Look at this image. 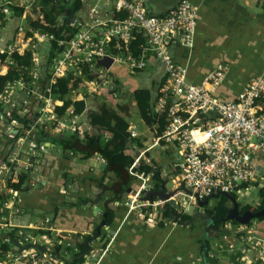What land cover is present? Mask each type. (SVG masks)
Returning a JSON list of instances; mask_svg holds the SVG:
<instances>
[{
	"label": "built area",
	"instance_id": "1",
	"mask_svg": "<svg viewBox=\"0 0 264 264\" xmlns=\"http://www.w3.org/2000/svg\"><path fill=\"white\" fill-rule=\"evenodd\" d=\"M25 2L0 0V9L10 15L13 4L27 8ZM144 2L119 0L120 10L126 13L122 19L96 20L89 26L71 23L76 27V33L67 39H56L39 30L26 36L22 25L16 27L10 39H4L0 33V52L7 55L0 66V74L11 68L19 73L13 80L0 85V120L4 121V132L10 137L8 150L0 162V264H66L61 254V240L67 238L64 231L55 229L49 217L43 222L24 224L21 221L24 191L15 188L14 184L18 183L22 171L30 176L28 187L42 179L40 163L48 146L45 141L36 139L38 131L48 134L68 132L85 138L82 128L86 109L77 112L70 105L62 113L57 111L63 101L54 96L52 87L68 72L73 75V82L76 77H82L83 68L88 67L93 76L82 78V90L93 95L100 93L101 88L111 87L108 77L115 65H123L134 72L145 69L152 56L163 67V79L157 88L152 110L166 120L157 141L172 144L178 152L172 166L179 187H175L173 195L166 200L144 199V192L154 189L153 184L148 183L153 174L144 176L135 170L142 159L150 162L144 157L145 149H139L138 156H134L129 166V173L141 185L131 189L122 201L128 211L156 208L176 195L188 196V201L198 207L197 200L223 193L236 195L256 180L258 171L253 156L264 151V76L251 78L232 100H220L215 96L226 74L227 68L223 64L215 65L200 83L189 82L187 66L173 61L170 50L177 45L193 47L197 6L184 0L170 8L166 15L155 16L147 13ZM135 33H141L146 40L138 55L128 49ZM111 39L123 41L126 50L117 45V51H110ZM52 40H55L54 55L47 64ZM26 52L29 53L28 65L17 64L11 58L13 53L24 56ZM105 57L112 59L110 66H97V61ZM47 65L49 77L45 79ZM79 90L71 92L77 94ZM112 93L115 94L114 90ZM11 112L20 117L27 115L32 120L24 125L16 116L8 118ZM127 131L130 137L137 136L131 127ZM94 156L100 163H105L103 156ZM176 202L174 199L175 205ZM238 225L243 226L241 231L233 230L230 221L226 223L217 247L225 253H240L241 264H249V256L258 261L264 254V240L251 236L248 228ZM227 232L232 237H226ZM64 243L65 248H69L70 243ZM26 244L35 246L24 248ZM56 246H59V254L55 252ZM104 254L105 250L95 253L97 263ZM207 255L215 264H226L214 252L208 251Z\"/></svg>",
	"mask_w": 264,
	"mask_h": 264
},
{
	"label": "crops",
	"instance_id": "2",
	"mask_svg": "<svg viewBox=\"0 0 264 264\" xmlns=\"http://www.w3.org/2000/svg\"><path fill=\"white\" fill-rule=\"evenodd\" d=\"M181 1L184 0H145L144 6L147 13L164 16L170 8ZM186 1L195 4L198 8L194 44L191 49L177 45L170 50V56L176 63L187 66L186 79L195 84L200 83L215 65H225L226 74L222 84L215 91V96L220 100H232L251 78L257 75L264 76V0ZM24 10L22 15L13 13V17L5 24L2 32L3 38L11 37L13 30L18 25H22V21L26 16H29L27 8ZM119 12H123L119 8V0H82L81 8L68 24L94 25L96 20L104 21L116 18ZM12 24H14L13 27H11ZM114 68L121 73L129 72V69L123 65H116ZM145 70L144 79L137 81L126 74L133 82V85L129 86L130 92H132L133 86L150 88L153 93L157 90L163 79L161 63L149 56V63ZM135 72H141V70ZM79 89L81 90L77 94L86 103L85 113L97 110L90 105L89 100L87 101V96H84L86 93L82 88ZM134 107L137 108L135 101ZM119 108L121 111L118 113L128 121V127L137 133L136 137H131L133 142H129L131 143L129 148L133 150V155L135 156V153L142 148L145 149L144 157L149 151L153 152L154 148L156 151L162 149L170 168L165 170L160 167V177L162 178L160 183L164 184L166 191L174 190V187H167L169 181L179 187L176 170L172 172V162L178 158L176 148L162 140L157 141V134L153 142L146 143L143 141L141 139L142 134L147 135L150 133V127L156 125H144L142 132L137 124L130 122L126 116L125 106L119 105ZM140 123L144 124L142 121ZM83 128L88 134L99 135L104 140L109 138V132L91 126L88 118L84 121ZM151 132L156 133V128ZM4 134L5 136L1 138L0 142V162L10 143V137L5 132ZM137 142H140V145ZM45 143L48 148L40 163L42 179L34 186L24 190V214L21 221L24 224L36 221L43 222L45 217H49L50 224L55 229L63 230V235L67 237L66 240H61V254L65 263L69 259H74V255L78 252L76 243L87 235L90 237L86 244L91 247V252L87 249L82 255L83 260L77 264H96L97 256L95 253L100 254L104 250L105 254L97 264H215L214 260L208 258V251L219 255L226 264H241L239 260L242 255L240 253H225L217 247V241H221L222 238L221 232L212 230L211 232H214V236L217 237L213 245L210 246L209 244L206 252L204 246L202 250L199 249L198 239L201 233L193 231L194 220L186 225L179 221L181 217L178 215H191L196 210L193 203L188 201V196L183 195H176L156 208L151 207L141 211L140 209L128 211L122 201L110 203V207L115 209L113 221L109 225H102L100 233L96 237V227L104 220V202L101 197L96 196L98 188L95 187V180L92 182L89 178L102 176V172L97 169L101 163L95 159V156L85 160L78 153L65 152L54 143L48 141ZM156 147L159 148L156 149ZM145 158L149 159L148 157ZM253 161L258 171L257 178L251 185L239 192L255 191L259 201L256 203L255 208H257L261 202L259 189L264 187V151L256 153L253 156ZM65 174H67L66 179H63ZM84 176L86 179L83 181ZM148 183L154 185V179L151 177ZM140 185V181L135 179L131 189ZM61 195L65 196L61 200L62 202L59 200ZM80 197H88L89 200L79 201L76 205H71V203L77 202ZM65 199L68 202L63 203ZM174 199L177 201V205L174 204ZM152 200L156 199L153 198ZM216 201L217 199L211 206ZM55 208L58 209L56 212L53 211ZM207 208H204L203 212H207ZM167 209H169L170 216L165 217L163 210ZM173 210L178 215L172 213ZM174 215L177 217L176 221L172 218ZM25 218L27 220H24ZM201 225L203 228L204 222ZM233 225V230L241 231L240 229L243 228L238 224ZM190 226H192L191 229ZM244 227L249 229L251 236L255 235L264 240V217L262 219L256 217ZM191 230L199 236L197 238L191 237ZM227 233L226 237H232L230 232ZM93 241H97V247L91 244ZM64 242L70 243L69 248H65ZM236 242L239 245L240 237L237 238ZM249 264H264V254L258 261L249 256Z\"/></svg>",
	"mask_w": 264,
	"mask_h": 264
},
{
	"label": "trees",
	"instance_id": "3",
	"mask_svg": "<svg viewBox=\"0 0 264 264\" xmlns=\"http://www.w3.org/2000/svg\"><path fill=\"white\" fill-rule=\"evenodd\" d=\"M40 5V13L41 17H37L34 20H30L28 24V28L26 30V36H31L32 31L39 30L45 32L47 34H52L56 39H67L76 33V27L67 23V18L73 19L75 13L81 8L82 0H38ZM12 11L14 13L21 14L23 11V7L17 6L13 4L11 6ZM123 11V10H122ZM66 13V18L63 19V14ZM126 17V13L119 12V15L116 18H124ZM9 21V18L1 11L0 9V33L2 36L3 29L5 24ZM16 29V28H15ZM13 30V33L15 31ZM11 38V37H6ZM4 38V39H6ZM146 40L145 37L142 36L141 33H135L134 38L128 46V49L134 55H138L142 51L143 45H145ZM119 46L124 51L126 50L125 43L123 41H117L111 39L109 42V50L114 52L117 51ZM46 46V45H44ZM54 46L55 40H52L50 43V49L47 56V64L50 63L52 56L54 55ZM44 48V47H43ZM28 56L29 53L26 52L24 56H19L17 53H13L11 58L16 61L17 64H25L28 65ZM7 58L6 53L0 52V66L4 64L5 59ZM115 69V68H113ZM82 77H76L73 82L71 79L73 75L68 72L63 77H60L56 83L53 85V94L56 98H59L63 101L62 106L57 107L58 113H62L64 109L70 105L74 106L77 112H83L86 103L83 98L81 99H72L68 97L73 89L83 88L84 82L82 78L90 79L93 75L88 71V67L83 68ZM45 79L49 77V67L45 69ZM19 73L15 68L7 69L4 73L0 74V85H2L7 80H13L17 77ZM112 85L111 87L101 88V94H105L106 98L110 97L113 99L112 93ZM157 90L153 93L150 88L146 87H132V97L135 101L136 107L140 114L141 120L148 126L156 125V134L159 136L166 123L165 117L163 115H159L153 112V101L156 95ZM113 94V93H112ZM115 102V101H113ZM12 116H16L20 119V122L24 125H27L28 122H31L30 119L27 118L26 115L20 117L13 112L7 115L8 118ZM87 118L89 124L93 127H99L107 132H109V138L104 140L99 135H86V138L81 139L76 135H60L59 133L54 134L52 136L47 135L44 131H38L36 133V139L38 141H48L50 143H54L58 145L63 151H70L73 153H78L81 155L82 159L88 160L90 157H93L95 154H99L104 157L105 164L101 167L102 163L97 166L102 172L101 177H90L89 180L94 182L95 187L98 188L96 196L101 197L103 200V212H104V224L109 225L113 221L114 211L115 209L110 207V203H118L119 201H123L125 196L123 193L126 191L128 187H132L133 182L135 181V177L129 173V166L134 160L133 150L127 147L129 142H133L131 139L128 128V121L122 116L118 111L112 107H109L105 103L99 106L97 110H91L87 113ZM4 121L0 120V142L1 138L5 136L4 134ZM140 145V142H137ZM45 157V156H44ZM44 159V158H43ZM153 162V161H152ZM139 174L146 176L147 174H153L152 179H154L153 187L155 189L159 188V183L162 180L160 177V167L155 166L151 162H146L145 159L140 161V164L135 168ZM67 174L64 175L63 179H66ZM30 176L27 172H21L18 175V183L14 184L15 188L19 190H26L28 187V181ZM86 179L84 176L83 181ZM259 196L261 198L260 205L255 208L249 204H245L240 206V213L245 210L256 211L259 208L264 206V187L259 189ZM88 197L78 198L77 202L71 203V205H76L79 201H87ZM228 203L229 200L220 195L217 198L216 203L207 208V212L212 215L214 222L216 223L218 219L221 217H225L228 211ZM58 210V209H57ZM56 208L53 210L57 211ZM172 213L178 215V213L173 210ZM163 215L165 217L170 216L169 209L163 210ZM184 221L190 218V215L183 214L178 215ZM258 219V218H257ZM262 219V217H259ZM233 224H237L235 220H231ZM220 223L219 226L222 227L225 223ZM224 227V226H223ZM192 228V226H191ZM201 229V228H200ZM95 232V230H93ZM13 236V233H10ZM194 235V234H193ZM197 238L199 235H194ZM90 236H84L81 241L76 243V247L78 252L74 255V259L69 261L67 260V264H77L83 260L82 255L87 251L88 246L86 241ZM199 241V249L202 250L204 243H206L205 252L209 247L208 237L200 236ZM6 249L7 246H4ZM59 246H56L55 252L59 254ZM81 255V256H80ZM80 256L79 258H77Z\"/></svg>",
	"mask_w": 264,
	"mask_h": 264
},
{
	"label": "rangeland",
	"instance_id": "4",
	"mask_svg": "<svg viewBox=\"0 0 264 264\" xmlns=\"http://www.w3.org/2000/svg\"><path fill=\"white\" fill-rule=\"evenodd\" d=\"M22 1H24V0H22ZM25 5H27V10L29 11V13H28L29 16H26V18L22 21V26L24 28H27L30 20L36 19L38 16L41 17L42 15L40 13V5H39L38 0H26ZM13 26H14V24L11 25V27H13ZM45 48H46V46H44V49ZM119 74H121V75L119 76ZM126 74L129 77H132V79H135L137 81L138 79H144V77L146 75V70L145 69L141 70V72H132V71L127 72L126 71L125 73H121L118 70L112 69L108 79H109L111 85L114 88L115 94H112L110 92V94L113 95L112 96L113 99H110V97L106 98L107 96L105 94H100V93H95L93 95L85 94L84 96H87L86 97L87 101L89 100L88 102L95 109H98V107L100 105H102L103 103H105L109 107H112V108L116 109L117 111H121V109L119 108V105L125 106L126 116L129 118L130 122H132L134 124H137L139 129L143 132V129L145 127L144 125H146V124L141 120V117H140V114L138 112V109L134 107V99H133L132 94H131L130 89H129V86L133 85V82L127 77ZM79 91H77V92H79ZM79 96H80L79 94H74V93L71 92L68 97H71V98L74 99L75 97H79ZM113 101H115V102H113ZM81 119H83V116H81ZM140 121H142L144 124L142 125L140 123ZM146 126H148V125H146ZM150 128H151L150 129V133H147V135L145 133H143L142 134L143 136H141V139L143 141H145L146 143L147 142H150V143L153 142L154 138L156 136L155 132L154 133L151 132V131H153V129L156 128V126H153V127H150ZM82 130H83L84 135H87V131L84 128H82ZM65 134L69 135L68 132H66ZM158 148L159 147H156V149H158ZM153 150H154L153 152L149 151V153L145 154V157L149 158L148 161L153 163L155 166L161 167V169L169 170L170 164L167 163L166 157H165V153L162 151V149H158L159 151L158 150L156 151L155 148H154ZM172 170H171L172 172H175L174 168ZM30 175L32 176V174H30ZM167 187H171V188L174 187L175 188L176 185L173 184L171 181H169ZM241 194H243V195H241ZM235 196L237 198L238 203L241 206H242V204L246 203V204H251V206L253 205V207H256L257 206L256 203L259 202L258 198L256 196V192L252 191V190H250V192L248 190L246 193H240V192L236 193ZM64 197L65 196H63V195H61L59 197L60 202H62L61 200L64 199ZM214 201H215V199L210 198L209 199V206L212 203H214ZM64 202H68V200L65 199L63 201V203ZM199 209L202 210V211L204 210V209H201L199 207H196L195 211H197ZM24 220H27V219L25 218ZM203 222H204V220H202L199 217H196L194 219V222H193L194 224L192 225L193 226V231L196 232V233H198V232L201 233L202 236H205V237L207 236L209 244H210V246H212L213 242L216 240L217 237L214 236V232L210 233L209 235H207L205 233V230H204L205 222H204L203 228H201V226H202L201 224ZM189 228L191 229V226ZM224 228H225V226H224ZM192 232H190L191 237H194V235H196V234L193 232L194 233V235H193ZM221 240H222V238H221ZM91 244L93 246H96V247L98 246L97 241H93V242H91Z\"/></svg>",
	"mask_w": 264,
	"mask_h": 264
},
{
	"label": "water",
	"instance_id": "5",
	"mask_svg": "<svg viewBox=\"0 0 264 264\" xmlns=\"http://www.w3.org/2000/svg\"><path fill=\"white\" fill-rule=\"evenodd\" d=\"M66 18V13L63 14V19ZM71 22V18H67V23ZM112 59L109 57H105L103 59H99L97 61V66L102 64L104 65L106 68H108L111 64ZM131 143L127 144V147H130ZM138 152L135 153V156H138ZM105 163H102V166ZM131 191V187H128L126 189V191L123 193V196H126L127 193H129ZM172 191H166L164 188V184L160 183L159 185V189H149L147 191L144 192V199L150 200L152 198L155 199H159V200H166L167 198H169L172 195ZM220 195L216 194L214 196L211 197H206L204 200H197L198 203V207H200L201 209H204L206 206L209 205V199L210 198H218ZM222 196L226 197L229 200L228 203V211L225 217H221L220 219L217 220V222H214V219L212 218V215H210L208 212H203L202 210H197L194 213H192L190 215V218L187 221H183L181 218H179V221L183 224L186 225L188 223H191L196 217H199L201 219L204 220L205 222V226H204V230L205 233L207 235H209L211 233V231H218L221 232V229L219 228V224L222 222H226L229 220H235L237 223L242 224V225H247L249 224V222L256 218V217H264V206L259 208L256 211H251V210H245L243 212L240 213V206L235 198L234 195L229 194V193H223ZM175 221H176V216L174 215L172 217ZM102 225H104V220L101 221V223L96 227V234L95 236L98 237L99 233H100V229L102 227ZM16 245H19L15 242ZM30 246H35V245H30V244H26L24 246V248H28ZM39 250L42 251V248L39 246H36ZM206 248V243H204V249ZM88 250H91V247H88Z\"/></svg>",
	"mask_w": 264,
	"mask_h": 264
},
{
	"label": "clouds",
	"instance_id": "6",
	"mask_svg": "<svg viewBox=\"0 0 264 264\" xmlns=\"http://www.w3.org/2000/svg\"><path fill=\"white\" fill-rule=\"evenodd\" d=\"M24 9V8H23ZM23 12V11H22ZM13 11H11V14L10 15H6V17L7 18H9V20L13 17ZM22 14V13H21ZM17 15H19V14H17ZM20 17H21V15H20ZM63 17V16H62ZM34 20V19H33ZM28 28V27H27ZM27 28H25V30H27ZM139 71V70H138ZM133 72V71H132ZM135 72V71H134ZM77 98V97H76ZM82 98V97H81ZM81 98H77V99H81ZM73 99V98H72ZM75 99V98H74ZM86 109H87V107H86ZM85 110V109H84ZM27 116V115H26ZM84 117H86L85 119H87V114H86V116L84 115ZM27 118L29 119V117L27 116ZM32 120V118H30V121ZM3 121V120H2ZM47 135H49V136H52V135H54V134H48V133H46ZM60 134V133H59ZM85 138H86V135H85ZM84 139V138H83ZM43 141H45V140H43ZM155 189V188H154ZM235 196V195H234ZM219 198V197H218ZM235 198H236V196H235ZM213 199H217V198H213ZM236 200H237V198H236ZM238 202V201H237ZM239 204V203H238ZM211 206V205H210ZM239 206H241L240 204H239ZM207 207H209V205L208 206H206L205 208H207ZM204 211V210H203ZM229 221H231V220H229ZM252 221V220H251ZM250 221V222H251ZM228 221H226V222H223V223H225V225H226V223H227ZM232 223V222H231ZM237 224H239V223H237ZM224 225V226H225ZM242 225V224H241ZM219 228L221 229V234H222V232L223 231H225V228L224 227H220L219 226ZM212 233V232H211Z\"/></svg>",
	"mask_w": 264,
	"mask_h": 264
},
{
	"label": "flooded vegetation",
	"instance_id": "7",
	"mask_svg": "<svg viewBox=\"0 0 264 264\" xmlns=\"http://www.w3.org/2000/svg\"><path fill=\"white\" fill-rule=\"evenodd\" d=\"M158 189H159V188H158ZM158 189H157V190H158Z\"/></svg>",
	"mask_w": 264,
	"mask_h": 264
}]
</instances>
